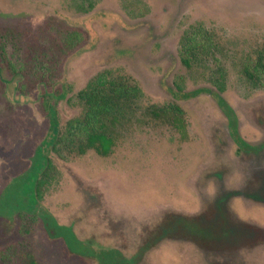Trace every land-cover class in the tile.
I'll return each instance as SVG.
<instances>
[{
    "label": "rangeland",
    "instance_id": "374dc122",
    "mask_svg": "<svg viewBox=\"0 0 264 264\" xmlns=\"http://www.w3.org/2000/svg\"><path fill=\"white\" fill-rule=\"evenodd\" d=\"M69 28L84 41L54 51L48 30ZM0 43L1 210L14 187L28 189L48 148L39 206L95 255L134 258L167 216L220 208L231 221L226 244L164 239L135 264H264V75L253 73L264 64V0H0ZM105 72L139 88L111 154L80 155L66 142L52 150L44 96L65 132L82 116L78 93ZM224 106L254 151L238 153ZM154 112L181 118L186 134ZM1 210L6 264L25 251L39 264H100L50 237L43 220Z\"/></svg>",
    "mask_w": 264,
    "mask_h": 264
},
{
    "label": "trees",
    "instance_id": "16d2710c",
    "mask_svg": "<svg viewBox=\"0 0 264 264\" xmlns=\"http://www.w3.org/2000/svg\"><path fill=\"white\" fill-rule=\"evenodd\" d=\"M52 30H48V32L53 36L51 44L53 50L56 52H68L84 41V35L77 29L69 28L56 32ZM1 38L4 41L2 36ZM4 48L3 44L0 43V55L5 59ZM183 60L186 66L189 67V61L185 58ZM57 63L59 62H55V64ZM8 65L13 75L22 74V72H19L12 65ZM48 68L47 66L42 68L40 78L38 79L39 83L45 87L49 85L48 80L51 74L48 72ZM254 69L253 73L261 76L264 75L262 59L259 60ZM181 88H178L180 93L182 91ZM138 92L139 88L137 86L129 83L125 78H115L112 72L98 75L84 90L78 93L77 98L80 103L79 105L83 108V113L81 117L74 119L67 125L69 128L65 132H62L57 119V112L54 109V96H50V98L48 95H45L44 105L50 116L54 132L48 146L52 150H56L58 145L66 142L68 148L73 149L80 155H85L88 151H95L99 156L108 157L119 138L118 131L123 127L122 122L126 119L125 105L129 103L131 98L136 97ZM223 109L229 121L232 137L238 145V153L254 151L255 149L251 145L241 139L233 111L225 106ZM154 114L157 118L163 119V121L166 119L177 130L181 131L184 135L186 134L181 118L175 115L169 116V114L164 112H154ZM46 149L48 148H45L44 152ZM44 152L41 148L38 150L41 163H37L36 171L31 173L28 178L30 181L26 183L28 184V189L23 192L14 187L9 193V198L1 206L6 207L0 210L9 216L17 214L18 219H24L27 216L34 221L43 220L47 234L50 237L63 239L65 245L73 254L83 258L95 257L100 261V264H135L139 258L158 245L159 239H165L166 237L178 238L180 236L181 238L195 242L205 249L213 248L217 244L214 241L216 234L212 227V218L216 210L207 209L203 215L199 216H167L134 258H125L117 251H102V253L95 255L94 251L86 243H83L76 237L71 228L60 226L53 216L39 206L44 186L50 180V169L52 166L50 158L46 159L44 156L48 151ZM26 196H28V202L24 203ZM165 231L167 234L164 233ZM19 233H21V230ZM11 248L12 246L0 251L1 263L6 264V252H9ZM216 248H222V246H217ZM18 259L17 264H39L36 256L31 251H25Z\"/></svg>",
    "mask_w": 264,
    "mask_h": 264
},
{
    "label": "flooded vegetation",
    "instance_id": "af4514ba",
    "mask_svg": "<svg viewBox=\"0 0 264 264\" xmlns=\"http://www.w3.org/2000/svg\"><path fill=\"white\" fill-rule=\"evenodd\" d=\"M176 216H179V215H176ZM212 222H213L212 227L214 228V233L216 234L215 238H214V241L216 243H219V244H226V238L228 236V233L226 231V226L231 222L226 210L220 209V208H216V211L214 213V217L212 218ZM153 232L154 231L150 232L151 235L153 234ZM164 233L167 234L166 231ZM151 235H149L147 237V239L143 243V245L149 240V237ZM178 238L181 239V240H185L187 242H191L193 244H196L195 242H193L191 240H188V239H185V238H181L180 236H178ZM158 239H159V237H158ZM165 239H173V238L166 237ZM162 240H164V239L163 238L159 239V242L162 241ZM159 242H158V244H159Z\"/></svg>",
    "mask_w": 264,
    "mask_h": 264
}]
</instances>
